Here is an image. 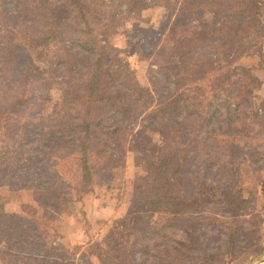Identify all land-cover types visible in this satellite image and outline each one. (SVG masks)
<instances>
[{"label":"trees","instance_id":"obj_1","mask_svg":"<svg viewBox=\"0 0 264 264\" xmlns=\"http://www.w3.org/2000/svg\"><path fill=\"white\" fill-rule=\"evenodd\" d=\"M137 1L13 0L12 15L0 8L3 262H65L72 253L60 252L58 222L137 143L148 161L134 195L143 207L121 223L123 235L114 229L109 246L93 247L99 264H249L263 252L253 189L264 169V96L246 111L237 97L264 90V64L257 79L239 85L217 58L251 55L243 45L258 30L251 0L196 2L221 19L218 27L201 19L203 36L192 31L193 19L176 29L166 21L140 53L147 75L103 33L121 5L129 11ZM155 1L169 9L178 0ZM55 88L58 106L51 105ZM144 120L146 128L157 124L158 143L139 140ZM18 189L31 190L39 206L8 211ZM176 229L186 237L175 238Z\"/></svg>","mask_w":264,"mask_h":264},{"label":"rangeland","instance_id":"obj_2","mask_svg":"<svg viewBox=\"0 0 264 264\" xmlns=\"http://www.w3.org/2000/svg\"><path fill=\"white\" fill-rule=\"evenodd\" d=\"M200 1L178 0L169 9L155 0H138L136 8L129 11H127L126 5H121L116 10L115 17L104 25L103 33L106 34L109 42L123 49L133 69L139 68L140 75H143L144 72L147 75L148 62L141 64L140 53L143 54L154 45L161 33V27L165 25L166 21H169L168 29H176L179 25L186 24L189 19H193V24L197 27H194L192 31L198 36L205 35L200 24L201 19L210 22L211 26L218 27L220 25L221 19L217 13L205 10L204 6H196L195 3ZM0 6L10 15L14 14L12 12L13 0H0ZM249 6L248 15L254 17L258 25L257 33L250 36L247 41H243L244 49L248 48V54L251 55H245L238 60L230 56L226 61L221 52L217 56L221 61L219 64L225 66L222 74L232 81H238L239 85L254 78L252 74L257 79L261 75L259 68L264 64V0H251ZM252 92L253 89H245L237 97L238 105L243 107V111H246L251 102L260 103L264 96L263 89L257 93ZM51 96V105L58 106L61 101V91L55 88L51 91ZM143 123L136 125V129L139 130V140L144 144L152 140L158 143L161 132L157 129V124L150 122L153 126L152 129L143 126L149 121L144 120ZM258 165H264V161L259 160ZM147 169L146 153L141 148V144L137 143L125 156L116 158L111 166L105 169L102 174L101 186L94 194H77L78 197L81 196V199L67 210L64 217L58 222V243L62 241L66 245L60 252L69 251L72 253L61 264H99L96 256L93 255V247L101 241H107L106 245L109 246L115 239L112 234L114 229L123 235L124 228L121 227V223L123 221H126L127 224L132 222L137 217V211L143 207L139 201L134 199V195L137 190L142 188V181ZM254 176L256 182L253 191L256 198L253 201V209L257 221L255 225L260 229L256 242L263 248V252L249 264H262L264 263V169L258 171ZM5 195L7 196V194ZM26 202H33L39 206L35 202L31 190H14L10 194V201L6 204V209L10 212H20L22 204ZM103 205L110 207V212L106 214L107 218H99L96 214V210ZM114 208L116 211L119 210L116 215L113 211ZM99 213L104 214L101 210ZM153 219L156 221L157 216L155 215ZM174 232V237L177 239L186 237L184 229H176ZM243 243L242 239L241 244ZM0 247L2 246L0 245ZM14 259L16 258L11 260ZM22 260L23 263L32 262V258L29 257H24ZM0 264L9 263L3 262L0 258Z\"/></svg>","mask_w":264,"mask_h":264},{"label":"crops","instance_id":"obj_3","mask_svg":"<svg viewBox=\"0 0 264 264\" xmlns=\"http://www.w3.org/2000/svg\"><path fill=\"white\" fill-rule=\"evenodd\" d=\"M264 86V85H263ZM31 203H33V202H31ZM22 207V206H21ZM102 211V212H104V214L103 213H99V211ZM113 211H115L114 212V214L116 215V214H118V212H119V210L118 211H116L115 210V208L113 209ZM110 212V207H108V205L106 206V205H103L101 208H98L97 210H96V214H97V216L100 218H107L108 216L106 215L107 213H109ZM99 213V214H98ZM101 214V215H100ZM114 215V216H115ZM76 241V240H75Z\"/></svg>","mask_w":264,"mask_h":264},{"label":"bare ground","instance_id":"obj_4","mask_svg":"<svg viewBox=\"0 0 264 264\" xmlns=\"http://www.w3.org/2000/svg\"><path fill=\"white\" fill-rule=\"evenodd\" d=\"M262 264H264V263H262Z\"/></svg>","mask_w":264,"mask_h":264}]
</instances>
